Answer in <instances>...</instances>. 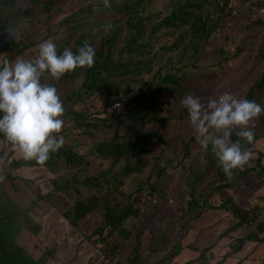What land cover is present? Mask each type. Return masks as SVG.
Returning a JSON list of instances; mask_svg holds the SVG:
<instances>
[{
    "label": "trees",
    "instance_id": "obj_1",
    "mask_svg": "<svg viewBox=\"0 0 264 264\" xmlns=\"http://www.w3.org/2000/svg\"><path fill=\"white\" fill-rule=\"evenodd\" d=\"M71 1L73 0H0V46L9 50L6 55L9 61L13 62L33 44L25 45L19 37L10 41L5 39L9 29L12 31L17 27V22L5 18L7 14L15 11L20 3L28 5L27 13L41 11L42 14H50L56 9L61 10L63 5ZM153 1L125 0L112 19L97 21L94 29L99 31L93 29L84 33H71L63 39L58 50V54H62L65 48H70L75 53L88 41L96 52L93 68H78L59 81L50 82L59 91L79 77L83 78L80 88L64 97L70 105L65 110L64 118L73 129L89 139H94L99 130L113 131L127 127L133 135L131 140L118 135L95 145L97 157L110 162L109 169L98 175L86 174L90 161L65 142L58 152L51 154V158L43 166L35 161L11 160L15 152L8 149L10 152L5 161H10L2 171L5 179L15 185L17 180H25L13 176L11 172L22 168L44 167L53 175H57L61 167L68 169L70 175L51 180L52 189L47 194L37 189L35 201L31 205L33 207L39 202L57 205L60 204V194L73 193L74 201L67 208L58 206V211L75 229L81 228L88 217L97 215L95 229L91 231L89 240L97 247L99 257L103 258L102 264H120L118 257L129 243L133 244V253L126 264H140L147 222L155 215L153 211L147 212L138 207L135 193L128 194L123 188L130 177L144 174L151 167L149 176L145 181H140L137 191L165 198L161 185L171 164L161 167L159 158L151 155L146 144L155 140L168 145L171 140L164 138L163 127L173 120L190 123L181 101L187 94L199 97L203 85L217 79L215 74L198 76L194 69L199 68V61L213 35L232 17L233 0H174L168 13L146 14V6ZM108 24L112 27L105 32L104 27ZM256 58L258 63H264V38ZM97 95L104 100H113L114 109L111 114L94 116L87 109H75L77 105L84 104ZM247 100L256 101L264 107V71L250 88ZM119 103L122 104L121 107H116ZM162 106L177 107L179 115L164 119L158 130L142 134L141 126L155 121ZM258 125L254 128L253 143L247 145L252 154L256 152V145L262 138L257 132ZM232 139H237L235 134ZM208 152L212 154L211 146ZM190 153V146H187L184 158ZM217 171L218 179L200 193L197 190L203 178L194 180L190 187V200L183 210L187 221L198 220L206 210L214 209L211 199L215 195L245 186V178L255 172L264 175L262 154L259 152L256 166L242 171L234 170L231 180L225 177L220 166ZM1 192L0 185V197ZM220 201L218 209L226 211L234 219V223L221 238L229 237L242 229L247 230L244 236L234 239L231 254L241 252L248 242L264 243V209H246L232 198L221 197ZM144 204L147 205L148 200ZM133 219L140 220V226L133 224L130 228L129 224ZM22 223L34 230L29 209H23L16 203L10 207L0 206V264H24L22 258L27 257L26 251L18 247L15 241L19 231L24 228ZM85 228L89 230L88 227ZM181 249V244L177 242L158 264H175ZM210 249H204L198 258L184 264H211L208 256ZM227 258L229 256L222 261ZM28 261L27 259L25 262Z\"/></svg>",
    "mask_w": 264,
    "mask_h": 264
},
{
    "label": "rangeland",
    "instance_id": "obj_2",
    "mask_svg": "<svg viewBox=\"0 0 264 264\" xmlns=\"http://www.w3.org/2000/svg\"><path fill=\"white\" fill-rule=\"evenodd\" d=\"M125 0H109L110 8H105L103 0H73L56 9L50 14L41 11L27 13L28 5L20 3L15 11L7 14L12 22H17L16 29L8 32L4 37L10 41L14 37L22 39L24 44L33 46L22 53L20 58L34 59L38 55V45L44 40H52L57 51L63 39L71 33L92 31L97 21L112 19L115 11ZM174 0H154L146 6V14H166L174 5ZM232 17L228 19L211 38L206 46L204 56L199 61V68L194 72L198 76L217 75L215 81L203 85L199 97L205 102L209 97L229 92L240 99H247V94L264 71V63L257 62L259 47L264 38V0H233L231 2ZM259 24V26L257 25ZM9 53L8 49L0 46V60ZM16 60V59H15ZM14 60V61H15ZM13 61V62H14ZM48 83L52 80L44 77ZM83 78L79 77L72 83L62 87L58 93L65 110L70 106L66 103L65 95L77 91ZM76 110H89L94 116L104 117L111 114L113 100L108 101L94 96L92 100L75 107ZM177 107H160L159 117L155 121L143 124L141 133H152L162 126L164 119L177 117ZM264 114L254 121L257 132L262 136L256 145V152L252 154L250 162L245 168L256 166L259 152L262 154L264 165ZM65 124L60 135L64 141L75 148L76 152L84 155L91 165L85 170L86 174L98 175L110 167V162L100 160L95 153V145L115 136H122L131 140L130 129L99 130L94 139L74 130L73 126L63 117ZM163 136L171 140L163 145L152 140L146 144L151 155L159 158L161 167L168 164L167 174L161 188L165 198L160 195L149 196L148 193H138L140 181H145L150 174L151 167L144 174L130 177L123 188L126 193H135L137 206L143 210L153 211L155 217L147 222V230L142 239L140 264H158V261L169 254L170 248L179 242L182 249L175 264L196 259L204 249L211 248V264H262L264 260V243L248 242L238 254L232 253V245L237 236H244L246 229L221 238L234 223L233 217L224 210L218 209L220 198H232L246 209H264V175L255 172L244 180L245 186L237 187L211 199L214 209L206 210L198 220L187 221L183 215L188 200L190 187L194 180L202 177L197 192L205 190L212 181L218 179V161L214 154L202 150L197 136L190 123L173 120L163 127ZM2 139V138H0ZM190 146L191 153L185 157V148ZM8 151V155L9 156ZM12 159H23L19 154ZM10 161V160H9ZM9 161L0 166V175ZM13 176L23 178L12 185L7 179L0 182V206L10 207L14 203L23 209H29L34 230L28 229L22 223V228L15 241L18 247L25 249L27 257L22 258L24 264H102L97 247L89 240L97 215L85 219L81 228L75 229L64 220L58 211V206L67 208L75 199L71 192L60 194V204L51 205L39 202L32 207L35 193L40 189L47 194L52 189L51 180L56 177L70 175L71 172L61 167L57 175L51 174L44 167L22 168L11 172ZM148 200L145 205L144 201ZM141 221L133 219V224L140 226ZM85 227H88L87 230ZM133 253V244L129 243L118 257L120 264H126ZM226 256L229 258L222 261ZM29 260L28 263L25 261ZM115 264V262L113 263Z\"/></svg>",
    "mask_w": 264,
    "mask_h": 264
},
{
    "label": "clouds",
    "instance_id": "obj_3",
    "mask_svg": "<svg viewBox=\"0 0 264 264\" xmlns=\"http://www.w3.org/2000/svg\"><path fill=\"white\" fill-rule=\"evenodd\" d=\"M103 3L105 8L111 7L109 0ZM111 27L108 24L104 31ZM95 56L88 41L75 53L65 48L58 54L56 44L49 39L38 45L34 59L17 57L11 62L5 56L0 60V166L5 164L8 149L25 161L43 166L52 153L63 147L65 141L60 133L65 124V108L57 88L44 77L47 74L51 80L59 81L78 68L91 69ZM181 104L187 110L201 149L207 151L211 146L225 177L231 180L234 170L242 171L252 158L247 145L254 141V121L264 114V107L229 92L209 97L206 103L187 94ZM4 180L5 176L0 175V182Z\"/></svg>",
    "mask_w": 264,
    "mask_h": 264
},
{
    "label": "crops",
    "instance_id": "obj_4",
    "mask_svg": "<svg viewBox=\"0 0 264 264\" xmlns=\"http://www.w3.org/2000/svg\"><path fill=\"white\" fill-rule=\"evenodd\" d=\"M17 155H18V153L15 152V153L13 154V157H17Z\"/></svg>",
    "mask_w": 264,
    "mask_h": 264
},
{
    "label": "built area",
    "instance_id": "obj_5",
    "mask_svg": "<svg viewBox=\"0 0 264 264\" xmlns=\"http://www.w3.org/2000/svg\"><path fill=\"white\" fill-rule=\"evenodd\" d=\"M121 105H122V104L119 103V104L116 105V107H121Z\"/></svg>",
    "mask_w": 264,
    "mask_h": 264
}]
</instances>
